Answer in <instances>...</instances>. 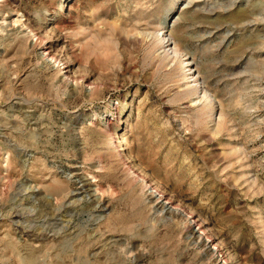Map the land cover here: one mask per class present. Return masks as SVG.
Masks as SVG:
<instances>
[{
	"label": "rangeland",
	"instance_id": "rangeland-1",
	"mask_svg": "<svg viewBox=\"0 0 264 264\" xmlns=\"http://www.w3.org/2000/svg\"><path fill=\"white\" fill-rule=\"evenodd\" d=\"M0 264H264V0H0Z\"/></svg>",
	"mask_w": 264,
	"mask_h": 264
},
{
	"label": "bare ground",
	"instance_id": "bare-ground-1",
	"mask_svg": "<svg viewBox=\"0 0 264 264\" xmlns=\"http://www.w3.org/2000/svg\"><path fill=\"white\" fill-rule=\"evenodd\" d=\"M185 65H187V64H185ZM186 67V66H185ZM35 237V236H34ZM40 237V236H39Z\"/></svg>",
	"mask_w": 264,
	"mask_h": 264
}]
</instances>
